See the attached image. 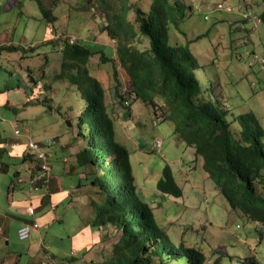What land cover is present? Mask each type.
<instances>
[{
    "label": "trees",
    "instance_id": "1",
    "mask_svg": "<svg viewBox=\"0 0 264 264\" xmlns=\"http://www.w3.org/2000/svg\"><path fill=\"white\" fill-rule=\"evenodd\" d=\"M36 1L42 18L54 24L57 15L53 12V7L47 8L42 0ZM93 1L86 0L88 3ZM99 1L109 21L101 26V30L109 36L110 45L94 42L90 46L78 38L75 42H70L67 37L69 35L64 39L56 37L58 34L52 38H44L46 44H56L59 47L50 54H59L61 71L55 73L52 81L47 77L45 65L39 66L40 74L34 67L27 66L29 80L23 78L19 85L20 89L28 93L25 106L45 105L53 110L54 82L57 85L55 80L66 76L70 81L67 89L72 92H66V96L61 97L64 99L58 101L57 108L64 114L68 126H74L75 133L71 136V141L57 144L55 154L68 177L66 186L72 184L74 189L84 190L85 193L76 198L80 200V197H85L89 201L85 204L84 223L93 232L84 237L80 250H85L86 254L88 248V252L97 249V257L93 258L92 264H208L207 260L211 259H207L202 247L183 242L175 244L167 230L157 221L153 211L155 207L140 196L132 172L129 150L116 141L120 119L116 110L109 108L106 103L101 78L91 73V69L95 70L92 59L97 55L100 64L110 63L113 66L112 88L121 109H124V118H130L132 108L138 100L143 105L144 112L148 110L163 119L178 117L175 134L194 148L196 162L199 158L203 159L202 167L231 208L262 225L264 126L254 111H245L229 120L230 110L226 101L220 97L217 87L215 89L212 86L210 69L207 70V65L194 53L191 40L186 43L182 41V35H185L182 24L193 11L195 3L200 1L118 0L115 8L107 0ZM19 2L20 0H12L10 5ZM220 3L215 5L216 10H224L219 8ZM223 4L234 7L233 12L248 14L244 19H251L255 27L264 21V9L257 15L243 11L242 5ZM245 5L247 7L248 4ZM3 6L8 9L7 3ZM200 6H203L202 2L196 7ZM209 7L211 5L207 6ZM91 9H95L94 6ZM253 16L261 21L256 23ZM208 17L209 15L205 16ZM52 28L55 29L54 25ZM143 38L148 39L146 44ZM37 47L0 44V54L4 51H22L20 58L28 59ZM42 53L39 51L37 56L44 57L45 63L56 58L49 57V53ZM119 67L122 72L118 70ZM201 71L205 75L206 86L202 85ZM15 88L13 86L10 90L5 83L0 85V137L3 134V119H13L21 109L16 104L10 105L8 92L11 93ZM80 99L84 101L82 108L78 105ZM71 101L76 103V110L71 107ZM62 103H66L65 110H61ZM20 122L23 123L22 120ZM23 128L21 124L17 129L23 132ZM57 140L53 139L54 146ZM2 141L5 142H0V167L7 166L4 162L6 146L7 142L13 143V139L5 136ZM79 141L84 143L82 149ZM39 143L45 146L49 139ZM75 145L77 149H72ZM17 159L23 163L34 162V166L41 169L29 150ZM51 162L49 156L50 173L53 174ZM18 173L17 169L14 170L15 176ZM156 187L161 197L169 195L181 198L184 195L169 164L164 166ZM89 234L95 237L94 240L89 241ZM259 242L264 243L263 230L259 233ZM75 243L80 244L79 241ZM220 248L214 253L223 251ZM78 257L68 256L63 259L76 261ZM211 264H221L220 259H214ZM242 264L260 262L255 254H251L242 258Z\"/></svg>",
    "mask_w": 264,
    "mask_h": 264
},
{
    "label": "rangeland",
    "instance_id": "2",
    "mask_svg": "<svg viewBox=\"0 0 264 264\" xmlns=\"http://www.w3.org/2000/svg\"><path fill=\"white\" fill-rule=\"evenodd\" d=\"M11 1L0 0V38H12L14 43H19L21 40L24 46L38 47L33 55L27 57L28 59L20 58L22 51L12 53L4 51L0 54V85L5 83L10 90L16 86L15 90L8 92L10 105L16 104L21 108L17 116L8 121L6 126L9 125L12 130L10 136L13 143L20 141L21 144L24 139L30 137L37 142L57 138L55 146L59 142L65 144L66 141H71L75 128L68 126L64 114L59 112L57 105L58 101L64 99L61 97L66 96V92H72L67 89L70 83L68 78L63 76L56 79L57 85L54 82L53 110L45 105L25 106L28 93L19 88L20 80L22 81L23 78L29 80L27 66L38 70L39 66L45 65L47 77L52 81L55 73L61 71L59 54L57 52L50 54L59 47L56 44H46L44 38L62 34L76 36L90 46L94 42L99 45H110L109 36L101 30V26L109 22L108 18L105 17V11L99 0L91 3L86 0H42L45 7H53V12L57 15L54 24L42 18L36 0H20L21 3L13 6L10 5ZM107 1L114 8L118 2V0ZM198 1L202 2L203 6L196 7L200 2L195 3L193 11L185 18L182 24L185 32L182 41L186 43L187 40H191L194 53L198 54L204 65H207V70L210 69L212 86L215 89L217 87L220 97L226 101L230 110L229 120L245 111H254L264 126V21L255 27L252 20L244 19L241 13L215 9V5L221 2L220 4L226 3L232 6L242 5L243 11L259 15L264 9V0ZM4 3H7L8 9L4 8ZM245 3L248 4L247 7ZM208 5L211 7L207 8ZM92 6L95 9L92 10ZM206 15L209 17L205 18ZM143 41L147 43L148 39L143 38ZM39 51H42V54L49 53V57L56 56V58L45 63L44 57L37 56ZM92 62L95 70L91 69V73L101 78L105 88L106 103L109 108L116 110L114 112L120 119L116 129V141L124 144L129 150L132 172L140 196L155 207L153 211L157 221L167 230L174 243L183 242L186 245L202 247L207 259H211L207 260L208 264L216 258L220 259L221 264H242V258L251 254H255L260 264H264V243L259 242V233L264 231V225L255 223L240 211L231 208L202 167L203 159L199 158L196 162L194 148L188 146L175 134L178 117L163 119L148 110L144 112L143 105L138 100L139 103L136 102L132 108L130 118H124V109H121L112 88L111 67L113 66L110 63L100 64L97 55L93 57ZM118 70L122 72L120 67ZM37 72L41 73L40 70ZM123 75L126 77L124 73ZM201 75L202 85L206 86L202 71ZM78 102L79 107L82 108L84 101L80 99ZM70 103L76 110V103L72 101ZM62 104L61 110H65L66 103ZM110 111L113 113L112 110ZM21 124L24 127L23 133L13 132V126L16 130L17 125L21 126ZM156 138L162 141L158 147L154 146ZM83 146L84 143L79 141V147L82 149ZM72 149H77L76 145ZM22 153H26V149ZM166 164L172 167L184 190L181 198L169 195L161 197L157 191L156 184ZM0 171H2L0 174L2 182L8 183L11 172ZM91 171L94 172V169ZM99 173L102 174V169ZM71 186L72 184H69V187ZM2 188L3 185L0 184V194L5 193ZM76 191L72 193L75 196H82V193H85L82 189L79 190L80 192ZM68 193L71 194L70 191ZM77 199L69 203L71 207L67 213L64 212L65 216L62 215L61 226L58 228L56 224L46 231L50 234L45 242L57 255L59 264H92L93 258L97 257L95 254L97 249L94 246L93 249L96 250L88 252L90 249L88 248L86 254L85 250H80L84 237L93 230L86 228L84 223L85 204L89 201L85 197ZM52 210L57 211V206ZM59 215L58 212L57 216ZM33 236L35 237V234ZM93 238L95 237L89 234V241ZM77 241L80 244L75 243ZM219 247L223 251L214 253ZM34 256L36 263L46 260L45 254L41 251L34 252ZM68 256H80V258L78 257L76 261L63 259ZM29 261L33 262L32 259Z\"/></svg>",
    "mask_w": 264,
    "mask_h": 264
},
{
    "label": "crops",
    "instance_id": "3",
    "mask_svg": "<svg viewBox=\"0 0 264 264\" xmlns=\"http://www.w3.org/2000/svg\"><path fill=\"white\" fill-rule=\"evenodd\" d=\"M12 40V38L7 37L0 38V44H22L21 40L19 43H14ZM0 98L2 99V97ZM11 120V118H4L1 122L2 137L11 135L12 130L9 125L6 126L7 122ZM13 127V130H15V126ZM2 137H0V142L3 144L5 141H2ZM24 138L28 137L24 136ZM26 140L24 139L21 144L7 142V152L4 158L7 166L2 165L0 167V170L11 172L8 183L6 181L2 182L3 179L0 178V184L3 185L2 191L5 192L0 194V263L43 264L49 262L50 264H56L59 263L55 259L57 255L45 242L48 234H50V232L46 231L56 224L58 228L61 226L62 215H64V212L67 213V210L71 207V204L69 205L71 200H76L75 194H72L76 190L73 189V185L67 187L65 184L68 178L65 177L64 169L61 168L62 163L56 160L55 151L58 148L54 145L47 149V154L52 159L53 174H51L50 182L48 184H37L36 187H32L30 178L36 172L37 166H34V162L31 164L29 161L23 163L17 159L21 158L23 155L22 151L27 147ZM27 150L28 148L26 152ZM17 151H19V154H17ZM50 151L51 153H49ZM16 169L19 173L15 176L14 170ZM1 173L2 171H0ZM55 206L58 208L57 211L52 210ZM58 212L60 213L59 216H57ZM34 223L39 226L34 227ZM23 224H28L32 228V235L27 240H20L17 235L18 228ZM33 234H35V237ZM40 251L45 254L46 260L36 263L34 261L36 259L34 252ZM28 254H31V256H27ZM31 259L33 262L29 261Z\"/></svg>",
    "mask_w": 264,
    "mask_h": 264
},
{
    "label": "built area",
    "instance_id": "4",
    "mask_svg": "<svg viewBox=\"0 0 264 264\" xmlns=\"http://www.w3.org/2000/svg\"><path fill=\"white\" fill-rule=\"evenodd\" d=\"M219 8H222L224 10L227 11H234V7L231 6H227V5H223V4H219ZM247 15H243L244 18H246ZM254 21L256 20V23H259L261 21L260 18L253 16ZM59 38H66V35H62L60 34L59 36H56ZM69 37L70 42H75L77 40L76 36H67ZM15 133H21V131L19 129L14 130ZM155 147H158V144L160 143V139L156 138L155 139ZM162 142V141H161ZM55 143V141H51V139H49V143H47V145H41L39 142L29 138L26 142V146L28 148V150L34 155V159L36 160L37 164H40L41 169H37L36 167V172L34 174H39V175H43L45 177L50 178V173H49V155L47 154V149L48 147L52 146ZM52 144V145H50ZM37 166V165H36ZM29 230H25V229H20L19 233L22 234H28Z\"/></svg>",
    "mask_w": 264,
    "mask_h": 264
},
{
    "label": "bare ground",
    "instance_id": "5",
    "mask_svg": "<svg viewBox=\"0 0 264 264\" xmlns=\"http://www.w3.org/2000/svg\"><path fill=\"white\" fill-rule=\"evenodd\" d=\"M58 36V35H57ZM49 173H50V166H49ZM50 179H51V173H50V178L48 177H45L43 175H39V174H35L33 175L31 178H30V184L32 187H36L37 184H48L50 182ZM34 227H38L39 225L37 223H34L33 224ZM20 229H25V230H29L28 234H20L19 233V230ZM31 226L28 225V224H23L22 226H20L17 230V235H18V238L20 240H27L31 237ZM47 264H50V263H47Z\"/></svg>",
    "mask_w": 264,
    "mask_h": 264
},
{
    "label": "clouds",
    "instance_id": "6",
    "mask_svg": "<svg viewBox=\"0 0 264 264\" xmlns=\"http://www.w3.org/2000/svg\"><path fill=\"white\" fill-rule=\"evenodd\" d=\"M243 18H244V17H243ZM21 133H23V132H21ZM29 138H30V137H29ZM29 138H28V139H29ZM28 139H27V140H28ZM27 140H26V142H27ZM15 143H20V141H18V142H15Z\"/></svg>",
    "mask_w": 264,
    "mask_h": 264
}]
</instances>
